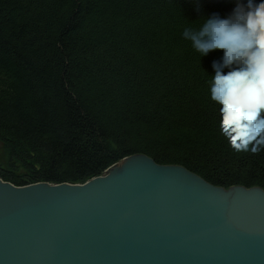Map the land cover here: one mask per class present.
I'll return each mask as SVG.
<instances>
[{
  "label": "trees",
  "instance_id": "1",
  "mask_svg": "<svg viewBox=\"0 0 264 264\" xmlns=\"http://www.w3.org/2000/svg\"><path fill=\"white\" fill-rule=\"evenodd\" d=\"M0 0V177L80 183L134 153L264 189V146L236 150L212 61L181 32L235 0Z\"/></svg>",
  "mask_w": 264,
  "mask_h": 264
},
{
  "label": "water",
  "instance_id": "2",
  "mask_svg": "<svg viewBox=\"0 0 264 264\" xmlns=\"http://www.w3.org/2000/svg\"><path fill=\"white\" fill-rule=\"evenodd\" d=\"M0 264H264V189L144 153L80 183L0 177Z\"/></svg>",
  "mask_w": 264,
  "mask_h": 264
},
{
  "label": "clouds",
  "instance_id": "3",
  "mask_svg": "<svg viewBox=\"0 0 264 264\" xmlns=\"http://www.w3.org/2000/svg\"><path fill=\"white\" fill-rule=\"evenodd\" d=\"M181 36L201 58L221 54L212 61L208 90L232 147L264 146V0H235L227 11L204 13Z\"/></svg>",
  "mask_w": 264,
  "mask_h": 264
}]
</instances>
